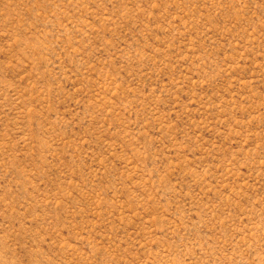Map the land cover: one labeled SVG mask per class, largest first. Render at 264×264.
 I'll return each mask as SVG.
<instances>
[{
    "label": "rangeland",
    "instance_id": "374dc122",
    "mask_svg": "<svg viewBox=\"0 0 264 264\" xmlns=\"http://www.w3.org/2000/svg\"><path fill=\"white\" fill-rule=\"evenodd\" d=\"M0 264H264V0H0Z\"/></svg>",
    "mask_w": 264,
    "mask_h": 264
}]
</instances>
